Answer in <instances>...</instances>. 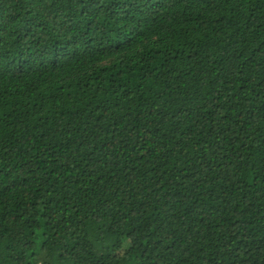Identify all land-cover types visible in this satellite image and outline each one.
Here are the masks:
<instances>
[{
    "label": "trees",
    "instance_id": "1",
    "mask_svg": "<svg viewBox=\"0 0 264 264\" xmlns=\"http://www.w3.org/2000/svg\"><path fill=\"white\" fill-rule=\"evenodd\" d=\"M0 264H264V0H0Z\"/></svg>",
    "mask_w": 264,
    "mask_h": 264
}]
</instances>
